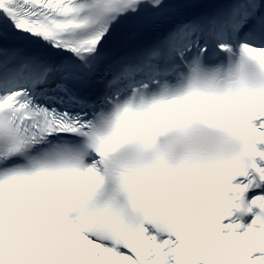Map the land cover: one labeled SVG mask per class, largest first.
<instances>
[{
    "label": "snow or ice",
    "instance_id": "obj_1",
    "mask_svg": "<svg viewBox=\"0 0 264 264\" xmlns=\"http://www.w3.org/2000/svg\"><path fill=\"white\" fill-rule=\"evenodd\" d=\"M0 264H264V0H0Z\"/></svg>",
    "mask_w": 264,
    "mask_h": 264
},
{
    "label": "clouds",
    "instance_id": "obj_2",
    "mask_svg": "<svg viewBox=\"0 0 264 264\" xmlns=\"http://www.w3.org/2000/svg\"><path fill=\"white\" fill-rule=\"evenodd\" d=\"M242 158H243V149L242 147L237 145L228 151L218 153L212 159L205 160L202 163H205L213 167H224Z\"/></svg>",
    "mask_w": 264,
    "mask_h": 264
},
{
    "label": "bare ground",
    "instance_id": "obj_3",
    "mask_svg": "<svg viewBox=\"0 0 264 264\" xmlns=\"http://www.w3.org/2000/svg\"><path fill=\"white\" fill-rule=\"evenodd\" d=\"M250 218H251V216L248 217V221L250 220ZM248 221H247V222H248Z\"/></svg>",
    "mask_w": 264,
    "mask_h": 264
},
{
    "label": "rangeland",
    "instance_id": "obj_4",
    "mask_svg": "<svg viewBox=\"0 0 264 264\" xmlns=\"http://www.w3.org/2000/svg\"><path fill=\"white\" fill-rule=\"evenodd\" d=\"M252 218V217H251ZM251 218H250V220H251ZM250 220L248 221V222H250Z\"/></svg>",
    "mask_w": 264,
    "mask_h": 264
}]
</instances>
